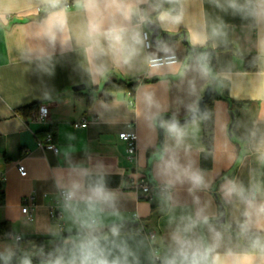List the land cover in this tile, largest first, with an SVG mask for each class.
Returning <instances> with one entry per match:
<instances>
[{
  "label": "crops",
  "instance_id": "crops-1",
  "mask_svg": "<svg viewBox=\"0 0 264 264\" xmlns=\"http://www.w3.org/2000/svg\"><path fill=\"white\" fill-rule=\"evenodd\" d=\"M219 3L224 7H217L212 0H183L185 19L180 26L168 31L158 22L152 23L159 30L156 40L165 38L161 44L175 53L178 62L171 68L150 71L144 55L157 52L153 43L130 65L86 53L76 39L83 15L76 12L74 4L69 7L68 43L62 45L58 40L52 45L39 35L46 15L39 0H0L10 9L5 12V21L0 22V223H8L10 229L9 234L0 235V254L7 257L11 252V258L19 255L21 264L24 259L46 264L56 245L75 236L76 226L64 209L60 191L69 173L80 168L88 169L89 181L103 179L114 193L115 206L106 210L104 232L113 225H135L133 230L120 231L115 239L126 242L139 264H156L153 252L165 255L175 226L171 217L194 215L199 207H205L210 223L224 234L225 247H245L243 239L224 227H236L243 205L235 199L228 202L221 189L227 180L245 188L253 182L264 186V163L255 151L264 139V56L258 47L264 25L234 14L227 8V0ZM214 26H222L224 35L213 37ZM190 30L207 34L206 45L193 48ZM145 31L151 41L147 25ZM207 47L215 51V76L227 84L229 100L245 104L236 117L234 135L229 132V104L216 100L212 106V149L203 141L202 116L196 117L195 124L181 125L186 136L179 147L164 129L159 148L157 118L169 115L178 121L186 119L208 87L209 76L203 77L197 70L199 52L195 51ZM157 55L163 57L164 53ZM247 56L257 58L255 71L245 69ZM113 79L138 83L132 97L125 92H104V85ZM78 86L83 89L76 91ZM35 104L48 107L46 121L30 119L33 113L20 114ZM83 119L89 123L75 127ZM48 131L54 135L57 153L37 146V140ZM127 132L137 134L133 162L128 160L126 143L119 138ZM166 146L182 165L191 166L204 177L202 188L189 193L186 182L167 185L174 177L161 173L160 155L157 157ZM19 164L26 169L25 177L18 172ZM149 164L153 182L170 189L160 200L149 201L130 185L132 179L144 175L151 184L146 175ZM194 197H199V203ZM219 202L225 210L224 224L218 222L222 217ZM30 204L33 221L22 213ZM51 209L56 216H51ZM196 231L210 238L206 226ZM37 238L45 240L43 247L32 241Z\"/></svg>",
  "mask_w": 264,
  "mask_h": 264
},
{
  "label": "clouds",
  "instance_id": "clouds-1",
  "mask_svg": "<svg viewBox=\"0 0 264 264\" xmlns=\"http://www.w3.org/2000/svg\"><path fill=\"white\" fill-rule=\"evenodd\" d=\"M39 2L46 13L39 35L52 45L58 40L62 45L68 43V33L71 31L68 0ZM212 2L219 8L224 7L219 0ZM73 4L76 12L83 15L78 26L77 43L83 45L90 55L109 56L113 63L122 65L132 64L145 48L151 47L145 43L143 28L146 25L158 22L162 28L170 31L185 19L183 0H73ZM227 8L234 14L251 18L257 25H264V0H243L242 3L227 0ZM7 11L10 9L0 4V22L5 21ZM211 35H224L222 26H214ZM188 38L195 48L206 45L209 36L190 30ZM258 47L264 56V35L259 37ZM157 52H163L164 56L157 55ZM157 52L144 55V63L150 71L171 68L176 64L175 53L166 45L158 44ZM196 66L203 77L211 74L207 52L199 54ZM189 111L195 113L197 109L192 107ZM192 123H196L195 116ZM160 126L174 140L176 147L183 143L185 126H181L175 117L161 121ZM255 151L260 162L264 163V139H261ZM159 160L161 173L174 177L167 182L168 186L174 182H186L190 185L189 193H193L205 185L204 177L191 166L182 165L175 153L169 154L167 146ZM88 177V169L80 168L69 173L64 180L61 190L64 209L70 213L76 234L64 240L63 246L50 254L46 264H139L126 242L117 243L115 238L120 236L117 226H110L108 233L104 232L106 210L115 206L114 193L106 187L103 179L92 182ZM221 190L228 202L235 199L243 205L242 218L236 219L235 223L238 229L236 235L247 241L246 247H225L224 234L210 223L205 207H199L194 215L181 214L170 218V223L175 225L170 234L171 244L162 258L155 252L152 256L160 258L161 264H264V186L253 182L245 188L242 183L227 180ZM193 199L199 203V197ZM204 226L210 238L197 233L196 229ZM224 227L230 229L231 224ZM10 258L11 252L5 259ZM22 264H31V261L24 259Z\"/></svg>",
  "mask_w": 264,
  "mask_h": 264
},
{
  "label": "trees",
  "instance_id": "trees-1",
  "mask_svg": "<svg viewBox=\"0 0 264 264\" xmlns=\"http://www.w3.org/2000/svg\"><path fill=\"white\" fill-rule=\"evenodd\" d=\"M69 7L73 5V0H68ZM165 7H168V5H165ZM195 51H198L199 54L202 52H207L209 54V66L212 69L211 74L209 75V83L208 87L212 89V95L211 98L206 103V110L204 114L202 115L203 118V141L208 149H212L213 147V135H214V113H213V103L216 100H224L226 101L229 106L231 113L233 114V126L231 129V135H234V125L236 122V117L238 115V112L245 107V104L243 103H237L233 100H229L228 98V88L227 84L218 79L215 76V51L211 48H205V49H198ZM245 62V69L247 71H255L257 69V58L255 56H247L244 57ZM138 86V83L136 82H126L122 80H110L104 85V92L106 93H117V92H125V93H134L136 88ZM207 87V88H208ZM40 104H35L29 108L24 109L20 112L22 116L31 115L32 113L36 112ZM3 200V191L2 187L0 185V202ZM222 204V203H221ZM223 206V204H222ZM224 207V206H223ZM224 224V223H221ZM135 225L133 224H127V225H121L118 228L120 231H128L133 230ZM228 232H230L233 235H236L238 229L234 226H231L230 229H227ZM10 233L9 224L6 222L0 223V235H7ZM32 241L36 242V244L39 247H43L45 245L44 239H32ZM245 243V247L247 246V241L243 239ZM63 243H60L56 245L51 254L55 253V250L62 247ZM163 257V256H162ZM49 258L46 259L48 261ZM0 264H21V257L19 255H15L10 259H5V257L0 254Z\"/></svg>",
  "mask_w": 264,
  "mask_h": 264
},
{
  "label": "built area",
  "instance_id": "built-area-1",
  "mask_svg": "<svg viewBox=\"0 0 264 264\" xmlns=\"http://www.w3.org/2000/svg\"><path fill=\"white\" fill-rule=\"evenodd\" d=\"M40 12V11H39ZM146 34V44L151 45L150 37L148 32H144ZM149 48V47H147ZM176 57V56H175ZM178 62V59L176 57V63ZM129 97H132V93H128ZM48 118V107L44 104H40L37 111L34 112L31 116L30 119L38 121V122H44ZM89 123L87 119H83L81 123L75 124V127H81L85 126ZM119 138L124 141L127 145V153H128V160L130 162H133L136 153H137V134L135 132H127V133H122L119 135ZM37 146L38 148L44 149V150H50L55 153L58 152L57 146L54 143V135L52 132L48 131L46 132L45 136L43 139L37 140ZM18 172L20 176L25 177L27 175L26 169L22 164H19L18 166ZM131 187L134 188L141 196L146 198L149 201H155L156 200V193H159V195H167L170 193V189L167 186L164 185H157L153 186L151 185L146 176H138L135 179H132L131 181ZM60 198L61 201H63V197L60 191ZM33 209H32V204L26 205L22 208V213L26 216V218L29 221H33V215H32ZM51 216H56L57 213L54 209H51L50 211ZM17 240H20V238H17ZM160 258L162 256L157 253ZM155 257V263L156 264H161V259Z\"/></svg>",
  "mask_w": 264,
  "mask_h": 264
},
{
  "label": "water",
  "instance_id": "water-1",
  "mask_svg": "<svg viewBox=\"0 0 264 264\" xmlns=\"http://www.w3.org/2000/svg\"><path fill=\"white\" fill-rule=\"evenodd\" d=\"M19 21L23 22L25 21L24 19H20ZM148 29L152 32V37H151V43L155 44V45H158V44H161L165 41V38H163L161 41H157L156 38L158 37L159 35V30L157 28V26L155 24H148L147 25ZM83 89V86H78L75 88L76 91H79V90H82ZM211 95H212V89L210 87H208L206 89V91L204 92V95L203 97L198 101V104H197V111L195 113L191 112V114L184 120H180L179 123L180 125H183V124H186L190 121L193 120V116H195V118L197 116H202L206 110V103L208 102V100L211 98ZM231 117H232V122L230 124V127H229V132L231 133V129H232V126H233V114L231 113ZM172 117L169 116V115H162V116H159L156 120V125H157V128L159 130V134H160V144H159V148H161V142H162V137H163V134H164V128L161 127V121H169L171 120ZM160 154L157 155V157H159ZM146 175L148 177V179L150 180L151 184L153 186H157L153 180H152V176H151V165L149 164V167L147 169V172H146ZM156 198L158 200H160V195L159 193H156ZM220 204V207H221V211H222V217L218 220L219 223H224L225 221V216H224V207L222 206L221 202H219Z\"/></svg>",
  "mask_w": 264,
  "mask_h": 264
}]
</instances>
